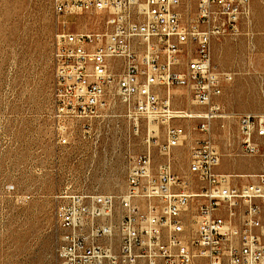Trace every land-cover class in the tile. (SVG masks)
Here are the masks:
<instances>
[{
    "label": "built area",
    "instance_id": "built-area-1",
    "mask_svg": "<svg viewBox=\"0 0 264 264\" xmlns=\"http://www.w3.org/2000/svg\"><path fill=\"white\" fill-rule=\"evenodd\" d=\"M52 7L57 144L70 151L86 144L93 165L101 142L117 138L104 142L105 161L125 148L127 170L119 194L58 196L60 264H264V173H218L222 154L210 134L227 117L218 100L231 78L214 64L212 45L253 37L251 0H196L189 21L188 0H52ZM68 16H96L103 26L71 32ZM181 87L203 112L174 108L170 90ZM182 119L200 120L206 135L189 148L191 181L172 170L173 150L188 139L175 123ZM135 139L144 151L134 152ZM238 141L239 155L264 156V114L238 117Z\"/></svg>",
    "mask_w": 264,
    "mask_h": 264
},
{
    "label": "rangeland",
    "instance_id": "rangeland-1",
    "mask_svg": "<svg viewBox=\"0 0 264 264\" xmlns=\"http://www.w3.org/2000/svg\"><path fill=\"white\" fill-rule=\"evenodd\" d=\"M184 9L189 21L196 0ZM253 37L221 38L213 42V62L231 75L218 100L227 117L217 119L211 137L222 154L218 173H264V156H241L238 117L264 114V0H251ZM71 32L98 30L99 17L68 16ZM57 18L52 0H0V264H60L58 249L63 231L55 213L63 192L98 190L119 194L126 186V164L115 159L104 168L89 163L75 169L70 147L57 144L53 121L55 66L53 49ZM246 33V26H242ZM161 96L167 91L161 89ZM174 108L194 114L204 111L192 102L187 88H173ZM188 132L185 144L172 152V170L183 180L189 174V148L205 138L200 120L182 119ZM146 136L143 130L138 139ZM114 140L104 142H116ZM263 143V139L259 140ZM112 148V147H111ZM155 162L162 158L155 151ZM247 178H238L245 184Z\"/></svg>",
    "mask_w": 264,
    "mask_h": 264
},
{
    "label": "crops",
    "instance_id": "crops-1",
    "mask_svg": "<svg viewBox=\"0 0 264 264\" xmlns=\"http://www.w3.org/2000/svg\"><path fill=\"white\" fill-rule=\"evenodd\" d=\"M225 111V110H224ZM136 142L133 149L135 153H140L142 151H144L145 149V145L144 142H141V140L135 139ZM112 145L108 144L106 146V149L108 151L112 150ZM123 150H121V154L124 153L125 148H122ZM91 148L89 146H87L86 144H82L80 146L75 145L72 149H71V154L72 156H74V165H75V169L77 170V168H79V170L82 171V169H84L85 167L88 166V163L90 162V160L86 159L89 156V153L91 152ZM96 160L94 161L95 164H98L100 168H104V142H101L100 146L98 147V149L96 150Z\"/></svg>",
    "mask_w": 264,
    "mask_h": 264
}]
</instances>
